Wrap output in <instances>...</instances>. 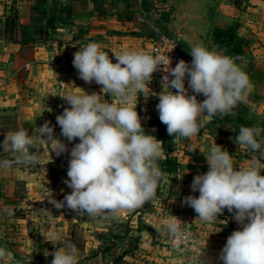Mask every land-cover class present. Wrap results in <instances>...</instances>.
I'll use <instances>...</instances> for the list:
<instances>
[{"label":"clouds","instance_id":"obj_1","mask_svg":"<svg viewBox=\"0 0 264 264\" xmlns=\"http://www.w3.org/2000/svg\"><path fill=\"white\" fill-rule=\"evenodd\" d=\"M189 52L190 62L180 59L170 67L168 53L165 56L122 49L112 52L114 63L98 42L80 45L72 60L79 77L102 85L101 93L118 100L108 102L101 93L89 94L80 87V92L66 90L59 95L70 105L56 116L61 135L69 142L78 138V142L70 149L64 180L71 192L63 200L49 199L56 208L66 205L79 215L94 217L135 209L155 198L162 179L158 164L162 141L145 132L136 103L138 93L144 95L150 90L148 82L158 68L165 74L162 90L153 94L158 95L156 109L168 134H175L177 139L198 135L205 118L230 115L244 100L251 85L247 73L236 63L237 57L210 49L202 42H193ZM201 94L204 99L198 101L197 95ZM133 99L134 105L130 103ZM262 136L264 130L242 125L234 142L256 154L264 142ZM38 138L51 144V149L44 152L46 163L51 160L50 153L59 156L67 150L64 142L54 138L48 121L37 128L35 135L20 127L7 132L0 142V169L13 164H36L40 157L33 150ZM5 153L15 155L9 159ZM204 155L207 171L196 174L190 185L192 192L198 191L199 195H188L182 202L194 209L201 223H217L224 209L233 213L240 227L227 237L219 253L222 264H264V160L253 155L246 166H236L232 154L216 143ZM0 212L14 214L7 207ZM161 227L177 246L192 242L191 264H210L204 253L206 243L197 249L186 223L171 215ZM47 236L53 245H59L51 253L50 264H79V250L74 243L55 231ZM14 260L12 251L6 245L0 246V264Z\"/></svg>","mask_w":264,"mask_h":264},{"label":"crops","instance_id":"obj_2","mask_svg":"<svg viewBox=\"0 0 264 264\" xmlns=\"http://www.w3.org/2000/svg\"><path fill=\"white\" fill-rule=\"evenodd\" d=\"M149 1L156 5L157 1L163 0ZM166 1L174 8L169 22L165 23L168 28L166 33H169V26L183 24L192 27L199 20V0ZM213 1V22L204 46L228 55L212 41L211 30L216 23H238L237 32L246 42L242 57L237 59L236 63L247 73L251 85L242 103L247 106V118L252 125L264 130V0H252L253 4L256 3L255 6L247 7L245 11H240L235 5ZM13 4L14 0H0V142L4 140L7 132L18 130L20 127L26 128L29 135H35L37 128L48 121L53 127L54 138L64 142L67 150L59 156L55 152L50 153L51 160L46 163L44 152L51 149V144L38 138L33 150V154L40 157L36 164H13L7 169H0V209L7 207L14 210L12 216L0 212V246L6 245L15 257L14 261L6 264H50L53 258L51 253L59 245L48 241L47 234L55 231L68 240L69 227L74 223H77L86 238L84 247L78 249L80 256L100 243L95 234L107 233L116 224L123 222H128L131 228L128 229L127 236L132 237L134 246L129 254H122V261L130 264H191L194 249L175 252L168 248L171 235L164 232L161 224L171 215L181 221L188 219L197 231L195 247L202 248L206 243L204 253L210 264H222L218 259L219 253L227 237L240 225H229V221L237 223L233 214L226 217H220L219 214L217 223H201L196 218L198 214L194 209L182 202L183 198L199 195L198 191L192 192L190 185L196 174L207 171L204 154L215 143L232 154L236 166L244 167L253 155L264 160V142L256 155L243 146L239 147L232 138V130H225L223 127H213L214 132L205 128L198 135L188 139L176 138V150L172 155L176 156L179 168L170 177L162 173L156 190L154 213H149L140 206L121 210L117 214L105 213L94 217L82 213L80 220L76 222L70 208L65 205L58 209L49 200L51 197L63 200L64 195L71 192L64 180L67 179L70 149L78 142V138L69 142L61 135L56 116L70 105L59 95L66 90L80 92L81 89L89 94L101 93L102 85L95 81L87 83L79 77L72 64L73 54L80 45L98 42L103 50L109 52L115 63L112 52L128 48L139 50L148 37L156 35L160 30L149 21L139 23L136 20L142 10L136 11L130 18L117 19L113 13L102 17L98 16L89 2L83 12L77 8L71 23H67L73 27L72 30L64 28L67 24H60L56 29V40L47 43H13L3 35L5 16ZM15 5L18 8L19 21L23 23L22 18L30 11V0H15ZM117 8H124V2H118ZM74 35L79 37L73 40L71 38ZM188 39L190 38H181L180 42L189 50ZM70 40L72 42H69ZM52 56L62 60L64 65L51 63ZM159 92L156 89L146 90L144 95L150 96L145 97L138 93L137 103L135 99L130 101L133 105L136 103V111L141 117L145 132L157 139L158 135L148 131V128L149 121L159 117L156 109L158 95H153ZM101 94L108 102L115 103L118 100L108 93ZM197 99L202 101L204 97L202 94L197 95ZM212 120L205 118L204 124ZM225 131L228 135H224ZM260 139L264 141V136ZM190 148L195 149L189 151ZM14 155L5 153L4 157L12 159ZM163 157L161 151L159 158ZM25 198L34 201L33 208L25 210L19 204ZM111 255L114 259L119 254ZM112 260L109 264H112Z\"/></svg>","mask_w":264,"mask_h":264},{"label":"trees","instance_id":"obj_3","mask_svg":"<svg viewBox=\"0 0 264 264\" xmlns=\"http://www.w3.org/2000/svg\"><path fill=\"white\" fill-rule=\"evenodd\" d=\"M124 2V8L119 9L117 7L118 2ZM92 3L94 10L98 16L105 17L113 13L117 19H122L123 17L130 18L136 11L142 10L146 13L145 20L152 23L155 27L159 28L160 32L166 33L165 24L157 19L152 14H148V8L151 6L149 0H30V10L47 11L50 19L59 22L60 24H66L72 21L71 17L79 9L81 12L85 11L88 3ZM147 5H149L147 7ZM78 8V9H77ZM114 9H116L114 11ZM65 14V16H64ZM71 15V17H70ZM69 16V18H67ZM23 26L19 22L18 8L14 4L11 6L9 13L5 16L3 35L5 39L13 43L26 44L32 42L34 39L31 37L17 36L18 34L24 35ZM238 23L232 22L229 24L216 23L213 25L211 30V38L214 43H216L220 48H222L229 56H234L240 59L243 53V46L245 45V39L238 34ZM155 36V35H153ZM150 36V37H153ZM79 36L74 35L73 40L77 39ZM39 39H46L40 37ZM188 51V48H184ZM212 122L204 124L200 132L208 128L213 131V127L218 129L223 127L225 130H232L231 135L234 140L235 136L238 134V129L240 126H253L251 121L247 118V106L242 102L238 103L237 106L232 110L230 115L217 114L212 117ZM146 131V130H145ZM148 131H153L158 135V140L162 141V153L163 158H159L158 164L162 170V173L166 174L168 177L175 173L179 168V162L176 156L172 155V152L176 150L175 137L173 134L170 136L167 132V126L163 124L159 117L149 121ZM224 135H228V132H224ZM259 153V152H258ZM256 153V155L258 154ZM264 174V172H262ZM149 213H154L152 207H148ZM233 213L224 209L220 217L231 216ZM230 226L237 223L231 221L228 222ZM128 230H126L127 232ZM130 250L123 252L124 255L130 253ZM110 254H113L112 252ZM112 264H130L128 262L122 261L121 257L117 256L112 260Z\"/></svg>","mask_w":264,"mask_h":264},{"label":"rangeland","instance_id":"obj_4","mask_svg":"<svg viewBox=\"0 0 264 264\" xmlns=\"http://www.w3.org/2000/svg\"><path fill=\"white\" fill-rule=\"evenodd\" d=\"M219 2H224L226 5H235L236 7L240 8L239 10H246L247 7L255 6L252 3V0H216ZM166 0L157 1L156 5L151 2V6L147 5L148 14H152L161 22H169L170 14L173 13V7L167 4ZM74 15V14H73ZM70 15L71 19L74 16ZM65 16V14H64ZM69 18V16L67 17ZM20 19V17H19ZM24 21L20 24L23 26L24 35L18 34L17 36H24V37H31L34 40L32 42H43L47 43L50 40H56L55 34L57 33V28L60 27V23L56 22L55 20L50 19L47 11L39 10V11H29L28 14L22 18ZM71 21L68 22L70 24ZM67 24V23H66ZM63 25L64 28L72 30V26L70 25ZM165 30L168 31L167 26L165 25ZM169 34V33H168ZM57 35V34H56ZM46 39H39L40 37ZM72 39V38H71ZM69 42H72L71 40ZM190 50V49H189ZM188 50V51H189ZM155 198L145 202L142 207L147 210L148 207H152L154 211V206H156ZM130 230L131 228L128 225V222H123L121 224H116L112 227L107 233L104 234H95L97 239L100 243L97 247H93L85 254L79 256V264H109L110 261L113 259L111 252L113 254H119L118 256L121 257L125 250H129L134 246V240L131 239L132 237L127 236L126 230ZM68 241L74 243L78 249H82L84 247V241L86 240L85 235L77 226V223L70 225L69 231L67 233ZM9 264V263H7ZM17 264V263H11Z\"/></svg>","mask_w":264,"mask_h":264},{"label":"built area","instance_id":"obj_5","mask_svg":"<svg viewBox=\"0 0 264 264\" xmlns=\"http://www.w3.org/2000/svg\"><path fill=\"white\" fill-rule=\"evenodd\" d=\"M136 20L139 23L145 22V13L141 11L137 16ZM175 44L172 50L168 53V50ZM139 50L148 51L152 54H160L167 56V53L170 57V67H175L176 63L183 59L186 62H190L192 57L189 51H185L184 47L182 46L180 39L172 34L158 32L153 37H148L141 45ZM51 63L56 64L58 66L64 65V62L56 57H51ZM26 68H28V64H26ZM165 73L160 70L159 68L154 71L151 76L152 79L148 82L149 89H156L161 91L162 90V77ZM185 86L187 87V79L185 80ZM175 91V89H172ZM189 93L191 94V89H189ZM181 197V195L179 196ZM25 210L31 209L34 207V201L31 198H25L23 201L19 203ZM73 214V218L76 222H78L81 218V214L79 215L76 211L71 209ZM184 223H186V227L192 233V239L197 240V231L194 225L188 220L183 219ZM168 248L171 251L175 252H188L194 249V246L191 241L188 242L187 245L181 243L179 246L176 245L173 237L170 236V241L168 244Z\"/></svg>","mask_w":264,"mask_h":264},{"label":"water","instance_id":"obj_6","mask_svg":"<svg viewBox=\"0 0 264 264\" xmlns=\"http://www.w3.org/2000/svg\"><path fill=\"white\" fill-rule=\"evenodd\" d=\"M201 5L198 9L199 20L194 23V26L187 27L185 25L169 26V34H172L179 39L190 38L187 40L189 49L193 42H202L205 44L209 34L212 22L215 2L213 0H199Z\"/></svg>","mask_w":264,"mask_h":264}]
</instances>
